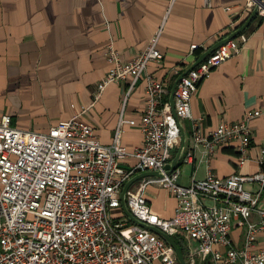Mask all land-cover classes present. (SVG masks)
Returning <instances> with one entry per match:
<instances>
[{
  "label": "built area",
  "instance_id": "1",
  "mask_svg": "<svg viewBox=\"0 0 264 264\" xmlns=\"http://www.w3.org/2000/svg\"><path fill=\"white\" fill-rule=\"evenodd\" d=\"M245 7L257 8L264 16V0H245ZM228 9V7L226 8ZM158 35L130 60H122L111 43L105 46L108 64L96 84L95 96L111 82L130 78L129 88L150 61H159ZM247 40L240 32L219 45L177 82L174 108L177 117L192 119L190 100L200 81L212 68L238 52ZM198 48L191 45V50ZM145 107L138 122L120 117L109 144H102L91 126L76 114L59 120L46 131L20 129L11 118H0V264H178L172 247L151 230L130 222L121 213L119 194L124 182L137 172L156 170L160 177L141 178L125 194L131 214L169 236L192 239L196 246L186 255L187 264L209 257L215 264H264V248L257 247L264 232V209L257 207L264 188V149L251 174L231 173L218 177L208 172L204 178L179 182V169L164 173L169 151L180 141L179 128L164 96L165 83L146 77ZM257 111L247 110L231 123H220L209 134L200 132L191 120L192 150L202 145L211 154L222 144H232L240 153L239 162L249 159L250 122ZM137 125L142 142L129 150L120 142L124 124ZM135 159L130 168L121 162ZM256 182V192L245 187ZM158 184L176 198L174 214L161 218L152 212L144 190ZM120 211L122 219L114 215ZM258 216L257 221L251 215ZM233 222L244 227L243 244L229 246ZM228 246L221 252L215 245Z\"/></svg>",
  "mask_w": 264,
  "mask_h": 264
},
{
  "label": "crops",
  "instance_id": "2",
  "mask_svg": "<svg viewBox=\"0 0 264 264\" xmlns=\"http://www.w3.org/2000/svg\"><path fill=\"white\" fill-rule=\"evenodd\" d=\"M253 8L247 10L245 0H0V118L8 114L17 128L46 131L78 114L102 144H109L120 117L139 121L147 76L165 83L169 93L175 78L203 51L238 28ZM243 33L247 40L239 43L238 52L200 81L190 112L200 132L207 135L220 123L239 120L247 110L257 111L250 122L249 159L240 163L234 146L222 144L207 155L198 145L192 150V161H186L193 142L192 119H182L185 141L175 166L181 184H188L192 177L204 178L208 172L223 177L251 174L259 168L256 158L264 149V16L254 15ZM155 34L162 58L150 61L130 90L128 78L108 83L95 96L96 84L108 68L105 46L111 43L126 61ZM192 44L198 48L191 50ZM164 100L168 102V94ZM120 142L129 150L139 146L138 126L125 123ZM179 145L180 141L169 151L168 161ZM134 163L129 157L121 165L130 168ZM139 180L130 187L135 188ZM245 187L251 192L259 188L256 182ZM144 197L159 217L174 214L176 198L162 186L148 184ZM257 207L264 209V188ZM114 215L119 217L120 211ZM251 220L257 221V214ZM243 237L244 227L233 222L229 246L239 249ZM174 239L186 259L196 242L180 236ZM227 247L215 245L221 252ZM257 247L264 248V232L258 234ZM196 264L215 263L207 257L197 258Z\"/></svg>",
  "mask_w": 264,
  "mask_h": 264
},
{
  "label": "water",
  "instance_id": "3",
  "mask_svg": "<svg viewBox=\"0 0 264 264\" xmlns=\"http://www.w3.org/2000/svg\"><path fill=\"white\" fill-rule=\"evenodd\" d=\"M257 14V8L254 7L253 10L251 11L250 15L248 16V18L238 27L236 28L234 31H232L229 35L225 36L224 38H222L220 41L216 42L213 46H211L210 48L206 49L205 51H203L199 57L197 58V60L195 62H193L186 70H184L183 72H181L173 81V83L170 86L169 89V93H168V104L170 106V110L171 113L173 115V117L176 120V123L178 125L179 128V133H180V145L177 149V152L175 154V156L168 161L164 167H163V171L164 173H169L171 170H173L177 164V160L182 152L183 146H184V141H185V132L184 129L181 125V121L180 119L177 117L176 113H175V108H174V90H175V86L177 84V82L180 80V78L185 75L191 68H193L195 65H197L200 61H202L207 55H209L213 50H215L219 45L223 44L225 41H227L228 39L235 37L238 33L242 32L247 25L249 24L251 18ZM162 175L161 172L156 171V170H151V171H143V172H137L135 173L133 176H131L130 178H128L120 191L119 194V200H120V208L121 211L123 213V215L132 223L134 224H138L141 227L147 228L149 230H151L152 232H154L155 234H157L160 238H162L167 244H169L174 252L176 261L178 264H187L185 256L181 250V248L179 247L178 243L175 241V239L171 236H169L168 234H166L165 232L161 231L160 229H158L157 227L147 224L145 222H141L138 219H136L131 212L129 211L127 205H126V200H125V194L126 191L128 190V188L131 186V184H133L134 182H136L137 180L143 178V177H149V176H155V177H160Z\"/></svg>",
  "mask_w": 264,
  "mask_h": 264
},
{
  "label": "trees",
  "instance_id": "4",
  "mask_svg": "<svg viewBox=\"0 0 264 264\" xmlns=\"http://www.w3.org/2000/svg\"><path fill=\"white\" fill-rule=\"evenodd\" d=\"M122 213V212H121ZM178 244H179V242L177 241V240H175ZM181 250H182V247H181ZM183 252V251H182Z\"/></svg>",
  "mask_w": 264,
  "mask_h": 264
},
{
  "label": "rangeland",
  "instance_id": "5",
  "mask_svg": "<svg viewBox=\"0 0 264 264\" xmlns=\"http://www.w3.org/2000/svg\"><path fill=\"white\" fill-rule=\"evenodd\" d=\"M114 221H117V219H116V220H114Z\"/></svg>",
  "mask_w": 264,
  "mask_h": 264
}]
</instances>
